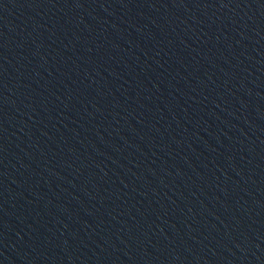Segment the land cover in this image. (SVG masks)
Here are the masks:
<instances>
[{
    "label": "water",
    "instance_id": "obj_1",
    "mask_svg": "<svg viewBox=\"0 0 264 264\" xmlns=\"http://www.w3.org/2000/svg\"><path fill=\"white\" fill-rule=\"evenodd\" d=\"M0 264H264V0H0Z\"/></svg>",
    "mask_w": 264,
    "mask_h": 264
}]
</instances>
